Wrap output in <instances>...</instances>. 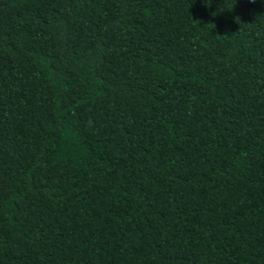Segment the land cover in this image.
I'll return each mask as SVG.
<instances>
[{"label":"trees","instance_id":"1","mask_svg":"<svg viewBox=\"0 0 264 264\" xmlns=\"http://www.w3.org/2000/svg\"><path fill=\"white\" fill-rule=\"evenodd\" d=\"M0 264H264V0H0Z\"/></svg>","mask_w":264,"mask_h":264}]
</instances>
